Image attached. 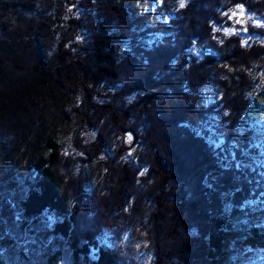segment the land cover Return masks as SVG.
<instances>
[{
  "label": "trees",
  "instance_id": "16d2710c",
  "mask_svg": "<svg viewBox=\"0 0 264 264\" xmlns=\"http://www.w3.org/2000/svg\"><path fill=\"white\" fill-rule=\"evenodd\" d=\"M239 3L264 20V0L184 8L163 0L166 21L133 0H0V237L51 230L79 264H264L259 252L236 263L245 239L264 242V149L255 138L264 104L250 95L264 97V25H247V43L225 33ZM66 7L62 22L39 17ZM48 98L99 159L91 186L58 137L32 177L13 175L2 159L19 131L28 139L27 119L45 118L34 111ZM86 126L97 134L88 144ZM130 134L136 160L123 158ZM126 233L149 261L131 257ZM8 244L0 261L18 264Z\"/></svg>",
  "mask_w": 264,
  "mask_h": 264
},
{
  "label": "rangeland",
  "instance_id": "374dc122",
  "mask_svg": "<svg viewBox=\"0 0 264 264\" xmlns=\"http://www.w3.org/2000/svg\"><path fill=\"white\" fill-rule=\"evenodd\" d=\"M136 5L137 11L140 13H149V18H152L153 21L156 20H168L169 14L165 11L163 7V0H133ZM188 0H186L187 2ZM176 7H179V0H173ZM240 4V3H239ZM232 10H235L237 13H239V9H236L235 6ZM231 10V11H232ZM45 11V10H44ZM53 11V10H51ZM230 11V15H231ZM41 13V16L39 17H51L54 16L53 19L56 22H62L64 18H67L69 16L70 8L66 7L64 11L61 13L59 11H54L52 14L50 12H43L39 11ZM33 14L34 16L39 15ZM233 21V25L226 26L223 28V31L225 32V29L232 28L237 30L234 33H238L242 35L246 40H249L250 34L248 33L247 25L249 23L257 24V21L260 22L259 25H264V20L260 18L256 13L247 11L244 7V15L241 17L239 15L231 18ZM238 19H242L244 23H237ZM243 29H247V31H243ZM226 33V32H225ZM230 34V33H227ZM47 34L43 32H38L35 34V37H37L38 40L45 39ZM262 83H264V75L262 76ZM47 90V89H46ZM252 90L250 91V95L252 98H257L259 101H261L264 104V97H262L258 91ZM58 89L55 87L53 88V92L56 94L58 93ZM48 92H51L49 90ZM211 95L208 96V99H210ZM63 101H64V107L67 108L69 105H71V100L67 98L65 95H62ZM36 108H34L35 110ZM43 112L45 115L44 119H27V122H30L32 127V131L29 132L27 135L28 139L23 138V134L21 131H19L15 139H13L14 146H10L11 149L5 152L4 155H2V159L5 164H7L8 170L16 176H21L23 179V175H27L28 177H32L31 172V164L34 162V160L42 154H46L49 151V146L47 144V141L50 139H53L55 137H58L61 139L66 147V149L75 155L77 159V169L76 173L78 176H89L88 183L91 186V183L93 181V177L97 173V165H98V158L91 160L88 158V153L86 150V146L81 145L79 141L73 140L72 133L73 130H71V126L69 122H67V119H65L64 115L59 110L58 106L56 105L55 101L52 98H48L46 102V107L43 109H37L34 111L35 115L38 113ZM256 117L264 121V110L261 112L256 113ZM2 121H5V119H2ZM7 123L9 122L6 120ZM29 124V123H28ZM0 127H4V122H1ZM27 127V125L25 126ZM9 129V128H8ZM71 130V134H70ZM20 136H19V135ZM18 135V136H17ZM96 129L90 128L86 126L83 130H81V136L83 138V141L85 144L90 143L92 140L96 139ZM131 135V134H130ZM132 137V135H131ZM256 141L259 143L261 150L264 149V124L262 125V130L256 132L255 135ZM31 142V148L28 146ZM128 144L131 145L132 148L127 150V152L124 154V159H137V151L138 147L136 145L132 144V139L129 141L127 139ZM133 145V146H132ZM93 148L91 151H94ZM30 175V176H29ZM2 181V180H1ZM79 181V179H78ZM23 183V182H22ZM25 183V182H24ZM1 184V182H0ZM4 182L1 184V188L4 186ZM43 230V229H42ZM41 230V231H42ZM43 233L46 235V237L40 236L39 233L36 232V230L33 229V227L25 228V229H18L17 235L20 237H0V257H3L6 261H8L5 251L3 250V245H8L7 251L10 252V254L16 259L18 264H49L48 258L51 253H55V261L54 264H79V262H76L71 247H70V241L67 238H62L58 234L52 233L51 230H43ZM236 235V234H235ZM233 235V236H235ZM10 241L8 242V240ZM108 240V239H106ZM124 241L129 248L131 249L130 255L132 258H137L139 260H150L149 253L144 252L143 248L140 246V244L133 245L130 242L129 234L126 233L124 235ZM37 244V245H36ZM243 244L246 245L247 250L245 251L244 257L237 258L236 263H244L245 261H253L252 256L254 253L259 252L262 256L255 259V263H264V242L254 240V239H245L243 241ZM20 251L25 252L29 255L28 259H24L22 257V253ZM34 252V254H32ZM250 258V259H249ZM10 262V261H9ZM76 262V263H75ZM10 264H16L15 262ZM81 264V263H80Z\"/></svg>",
  "mask_w": 264,
  "mask_h": 264
},
{
  "label": "snow or ice",
  "instance_id": "6c2138e0",
  "mask_svg": "<svg viewBox=\"0 0 264 264\" xmlns=\"http://www.w3.org/2000/svg\"><path fill=\"white\" fill-rule=\"evenodd\" d=\"M185 4H186V0H179V6H180V8H184L185 7ZM235 8L236 9H239L240 11H239V13H237L235 10H232L231 11V15L229 16V18L231 19L232 17H235V16H237V15H239V16H243L244 15V5L243 4H236L235 5ZM226 15H227V13H226ZM237 23H244V21L242 20V19H238L237 20ZM257 24L259 25L260 24V22L259 21H257ZM215 30V29H214ZM237 30H235V29H232V28H227V29H225V32L226 33H234V32H236ZM243 31H247V29H243ZM245 43H247V41H245ZM127 139L129 140V141H131V139H132V137H131V135H129L128 137H127Z\"/></svg>",
  "mask_w": 264,
  "mask_h": 264
},
{
  "label": "water",
  "instance_id": "95a60500",
  "mask_svg": "<svg viewBox=\"0 0 264 264\" xmlns=\"http://www.w3.org/2000/svg\"><path fill=\"white\" fill-rule=\"evenodd\" d=\"M0 264H4V263H2V262L0 261Z\"/></svg>",
  "mask_w": 264,
  "mask_h": 264
}]
</instances>
